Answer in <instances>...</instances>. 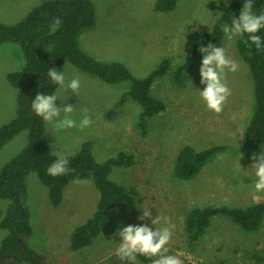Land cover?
Here are the masks:
<instances>
[{
    "label": "rangeland",
    "instance_id": "obj_1",
    "mask_svg": "<svg viewBox=\"0 0 264 264\" xmlns=\"http://www.w3.org/2000/svg\"><path fill=\"white\" fill-rule=\"evenodd\" d=\"M41 0H0V21L15 23ZM156 0H94L97 25L80 36V46L92 56L108 61H121L136 77L148 75L162 57L172 58L173 65L188 56L190 36L210 30L220 16L219 10L208 7L210 1L225 4V0H178L167 12L154 10ZM228 0L227 3H229ZM242 7L246 0H241ZM226 35L216 47H225L227 55L239 64L236 72L226 71L231 95L219 114L208 109L200 96L206 87L201 83L198 66L182 85L168 77L158 79L152 93L163 99L166 109L151 117L143 132L138 125L141 106L128 100L117 106L128 83L105 84L81 73L66 62L62 71L66 82L79 76L78 92L61 89L57 107L71 104L72 118L91 117L92 124L84 129L56 130L46 122V135L53 153L75 154L85 141H91L98 161L107 160L121 150L133 155L129 166H115L110 174L124 184L134 198L132 205L112 207L117 228L109 237L98 236L77 251L70 249L69 236L75 226L92 216L99 191L91 180H71L58 206L50 202L48 188L35 173L28 176V205L33 235L30 246L48 256L51 264H129L120 261L116 249L120 243L118 230L128 225L146 224L153 230L170 227L172 238L169 254L176 255L182 264H264L249 255L264 251V219L258 231L246 233L226 217H215L203 239L194 246L186 240L184 221L192 206L230 205L245 207L264 201V191L255 188L256 177L251 165L255 152L247 150L244 130L254 107L252 83L248 66L237 55L236 41ZM23 54L16 43L0 47V126L15 114L16 89L7 81V72L23 66ZM59 86H57L55 92ZM110 114V115H109ZM64 113L61 112V118ZM27 141L22 131L0 150V166L17 154ZM189 144L197 149L222 145L204 165L198 175L189 180L174 176L178 149ZM9 201L0 199V211ZM143 208H149L151 218L138 219ZM158 222L152 224V219ZM6 231L0 228V244ZM136 264H152L136 259Z\"/></svg>",
    "mask_w": 264,
    "mask_h": 264
},
{
    "label": "trees",
    "instance_id": "obj_2",
    "mask_svg": "<svg viewBox=\"0 0 264 264\" xmlns=\"http://www.w3.org/2000/svg\"><path fill=\"white\" fill-rule=\"evenodd\" d=\"M178 0H156L154 10H173ZM208 7L221 12L212 28L190 36L191 49L188 56L173 65L172 58L164 56L159 64L146 76L136 77L121 61L96 58L80 46V36L96 27L97 7L94 0H45L35 4L26 15L15 23L0 21V47L16 43L23 54V66L6 75L7 81L16 89L14 116L0 126V150L22 131H27L23 148L0 166V199L9 201L5 211H0V228L6 231L0 244V264H51L48 256L34 250L29 240L33 235L31 212L28 205V176L35 173L48 188L50 202L58 206L71 180H91L99 191L92 216L74 227L69 236L70 249L77 251L90 245L98 236L109 237L117 223L112 207L132 205L134 198L128 188L111 178L115 166H129L133 155L121 150L115 156L98 161L92 150L91 141L82 143L80 149L69 159L71 171L66 175L52 176L48 167L56 160L46 135V122L35 114L32 100L39 94H52L58 85L48 76L50 68L62 71L66 62L81 73L95 77L105 84L128 83V89L120 97L117 106L128 100L141 106L138 125L143 132L149 119L166 109L163 99L152 93L154 83L168 77L174 84L185 83L188 74L201 65L203 54L199 49L209 44L215 46L225 37L222 25L230 24L233 17L239 19L243 9L241 0H230L226 4L208 3ZM252 12L264 13V0H253ZM59 18L62 23L55 24ZM258 35L264 42V29ZM237 55L247 64L252 83L254 107L244 130L247 150L255 152L264 146V46L257 49L243 33L236 41ZM110 115V114H109ZM222 145L197 149L192 145L181 146L175 157L174 176L189 180L200 173L205 164L218 152ZM226 217L240 230L253 233L259 230L264 219V201L245 207L217 205L192 206L184 221L186 240L189 246L199 243L215 217ZM249 255L264 263V251ZM149 263L154 258L137 256Z\"/></svg>",
    "mask_w": 264,
    "mask_h": 264
},
{
    "label": "clouds",
    "instance_id": "obj_3",
    "mask_svg": "<svg viewBox=\"0 0 264 264\" xmlns=\"http://www.w3.org/2000/svg\"><path fill=\"white\" fill-rule=\"evenodd\" d=\"M228 0H225L227 5ZM253 0H246L243 9L239 13V19L232 18L230 24H223L222 31L228 40H233L235 36L243 33L249 34V40L255 44L259 50L264 46L261 36L257 33L264 29V13L255 14L252 12ZM221 13H218L219 16ZM56 25L62 23L57 18ZM199 51L203 54L201 67L199 69L201 83L206 85L200 96L206 103L209 110L219 114L223 111L228 97L231 95V89L226 82V71L236 72L239 64L231 59L225 47H216L209 44L207 47H201ZM48 76L54 84L58 85L56 92L52 94H37L32 100V109L35 114L42 117L45 122L51 124L56 130L80 128L81 130L92 124L91 117L87 115L88 109L82 111L85 115L77 124L72 118L74 107L67 104L64 107H57L55 101L60 99L57 95L61 89L71 90L73 93L78 92L80 88V78L75 76L66 82L63 71L50 68ZM61 112L64 113L61 118ZM252 159L255 161L251 168L254 169L256 177L255 188L257 191H264V152L259 157L254 153ZM71 171L69 168V159L66 155L57 153L56 160L48 167L47 172L52 176L66 175ZM152 213L149 208H143V214L138 217L144 221L151 218ZM158 222V217L152 219L154 225ZM120 243L116 249V256L120 261H128L129 264H136L137 256H147L152 259V264H182V260L176 255L169 254L168 244L172 238L170 227H163L153 230L146 224L128 225L118 230Z\"/></svg>",
    "mask_w": 264,
    "mask_h": 264
},
{
    "label": "crops",
    "instance_id": "obj_4",
    "mask_svg": "<svg viewBox=\"0 0 264 264\" xmlns=\"http://www.w3.org/2000/svg\"><path fill=\"white\" fill-rule=\"evenodd\" d=\"M43 1H45V0H41V2H43ZM32 2H34V3H36V1H32ZM38 3H40V2H38ZM38 3H36V4H38ZM35 5V4H34ZM11 72V71H10ZM7 73H9V72H7ZM7 75V74H6ZM15 101H16V98H15ZM7 145V144H6Z\"/></svg>",
    "mask_w": 264,
    "mask_h": 264
}]
</instances>
